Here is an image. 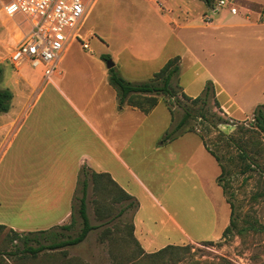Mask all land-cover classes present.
I'll return each mask as SVG.
<instances>
[{"label":"rangeland","instance_id":"rangeland-1","mask_svg":"<svg viewBox=\"0 0 264 264\" xmlns=\"http://www.w3.org/2000/svg\"><path fill=\"white\" fill-rule=\"evenodd\" d=\"M86 2L91 7L94 5L86 27L91 29L90 27L93 26L95 36L90 39L89 44L86 40L89 47L86 51L80 48V39L72 41L70 43L73 45L71 53L79 55L82 50L84 53L90 51L95 54V59L99 58L100 61L102 60L98 53L101 49L99 45L101 41L97 35L111 32L110 20L112 16L122 10L133 9L136 17H133L130 23L136 25L138 17L141 15L139 12L153 5L147 0H86ZM167 2V4L171 3L169 0ZM233 3L236 4L238 1L233 0ZM179 7L173 6L175 17L180 23H186V21L195 23L201 15L200 13H206V16L216 15L215 20L222 15H230L228 7H219L217 0H212L210 6L201 0H180ZM216 8L218 13L211 15L210 9ZM248 8L253 11L260 9L253 4H248ZM185 12L188 13L187 17ZM26 31H28V25L23 22L22 17L16 16L11 19L0 8V64H7L9 72L17 82L21 79L27 80L28 87L25 99H23V111H30L29 119L34 117L40 107L46 109L48 103L52 112L65 111L66 102L64 103L60 99L59 90L54 85H40V78L29 65L18 69L13 67L8 60L10 49ZM238 31L239 29H229L225 33L234 34ZM101 38L105 39L102 35ZM228 57L225 61L224 81L230 85L233 91L247 100L246 104L252 99L258 98L259 93L264 89H257L253 80L255 77L258 83L264 82V59L259 60L250 55L247 46L242 56L229 55ZM84 64L83 71L88 72L94 69L92 61L86 60ZM186 66L187 63L183 61L181 64L183 76H188ZM104 67H106L105 62ZM260 67L263 71L260 70ZM57 68L59 72L64 70L60 63ZM114 71L116 72L115 69ZM64 72L66 74V69ZM71 72L74 73L73 69ZM116 74L120 76L119 73L116 72ZM138 75L139 78L144 77V75ZM7 77L8 74H5V79L0 84L1 87L5 85L8 90L16 93L17 85L13 84V79L10 80ZM175 80L172 81L174 90L181 91V89L175 88ZM73 81L67 83L69 88L80 91L81 95L78 98L70 97L80 110L87 113L78 103H86L89 83L77 82L73 84ZM128 82L138 84L146 81ZM56 83L60 89L67 91V87L63 85L64 82L56 80ZM37 90L41 91L42 98L39 101L38 99L34 101ZM176 96L179 103H176L172 98L158 96L163 98L168 115L164 110L162 111L163 105L159 104L157 111L147 117L148 119L145 121L131 116H127L125 120L132 125L143 122L136 128L139 130L137 136L141 132L145 138L152 135V138L155 139L158 130L160 131L154 147H162L161 152H164L162 158L166 164L153 167L150 162L155 155H151L148 151L139 155L140 163L142 168L147 167L146 171L153 174L152 180L155 182L152 185L153 188H163V185L166 187L163 188L167 191L166 195L162 199L159 198L161 204L166 207L186 234L195 241L182 245L186 241L180 231L175 230L172 224L166 226L160 220L155 207L151 205L144 193L138 191L133 175L125 172V183L137 193L140 199L136 198L137 201H141L139 202V206H141L139 218L148 220V225L155 232L161 233L160 227H163V233L168 230L170 233L169 243L176 246H187L186 249L179 250L173 255H165L161 259L148 258L146 254L149 253L142 251L131 239L132 210L126 208L120 212L128 204V201H113L112 198L118 195L116 191L109 193L110 187L93 190L89 184L87 197L89 223L97 225L98 228L90 231L82 243L60 250L43 251L36 256L9 255L16 250V247H19L20 242L18 240L11 241L7 236V229H5L0 232V264H264V133L255 127L252 114L253 110L262 103L247 109L243 116H237L223 111L219 105L216 107L210 98L203 106L205 118H191L188 121L187 128L194 130L191 133L202 138L206 146L220 158L225 170L219 183L223 189L222 192L221 187L215 181L220 174L219 167L205 148L204 150L203 147H198V145L201 146L198 137L189 134L177 141L186 133L184 131L176 133L174 126L182 118L184 109L191 107L179 94ZM141 100L140 97L135 98V101ZM33 102L35 105L31 106ZM116 102L117 109L131 107L126 103L119 104L117 97ZM30 106L31 108H29ZM167 106L171 109L172 118ZM138 110L142 115H147L150 112L144 113L140 109ZM67 112L70 120L81 121V116H78L74 111L70 112L67 109ZM193 114H196L195 109L192 111ZM218 118L221 122L216 124ZM134 132L135 130H129L131 136ZM220 133L227 137L230 136L232 139L226 141ZM11 152L8 135L1 136L0 221L29 227L27 226L29 218L26 216L24 208L26 200L24 191L28 186L25 179L27 178L16 176L10 171ZM101 152L103 154L104 150ZM242 153L246 154V161L241 160L240 154ZM98 162L104 165L102 157L98 159ZM245 164H249L250 169L242 173ZM82 167L86 168V165H82ZM132 168L134 171H138L133 166ZM138 175L140 177L139 173ZM148 186L157 195L154 189L150 185ZM226 200L233 207L235 226L228 235L222 237L221 234L229 222L230 209ZM95 206H98L103 219L96 218ZM102 206L104 210H102ZM75 219L76 223L70 230L55 228V231L61 233V237L58 239H66L78 234L81 224L76 214ZM163 239L161 237L158 242L162 243L165 241ZM211 240L215 241L209 243ZM40 241L46 243L43 240Z\"/></svg>","mask_w":264,"mask_h":264},{"label":"crops","instance_id":"crops-1","mask_svg":"<svg viewBox=\"0 0 264 264\" xmlns=\"http://www.w3.org/2000/svg\"><path fill=\"white\" fill-rule=\"evenodd\" d=\"M147 1L153 5L139 12L141 15L136 25L130 23V20L136 17L133 9H125L112 16L111 32L97 35L101 41L98 55H108L120 77L131 82L147 81L168 60L178 57L177 82L186 96L191 98L200 96L206 83H209L218 105L230 115L243 116L250 107L258 103L264 105V91L259 93L258 98L246 104L247 100L233 91L224 81L223 75L226 58H229V55L242 56L246 46L250 55L259 60L264 59V20H260L255 11L248 8V4H253L258 6L259 10H264V0H237L234 14L229 12L230 15H222L216 20L215 14L218 13V9H210L211 15L215 16L200 13L195 23H187V21L180 23L175 17L173 6L180 8V0H169L170 4H167V0H159L160 6L152 0ZM93 6L88 5L79 32L80 39L84 42L88 41V44L95 36L94 27L91 26V29L86 27ZM185 16H188L187 12ZM229 29H239V31L226 34L225 31ZM101 35L105 39H102ZM247 40L248 42H245ZM72 46L69 44L60 56L59 63L64 70L62 69L63 71H60L51 82L45 83L54 85L59 90L60 99L66 102L65 111L52 112L48 103L46 109L40 107L34 117L29 119L30 111H23V99L28 87L27 80L21 79L20 83L17 82L9 72L7 64H0L2 70L0 84L3 83L5 74H8L7 78L13 79V84L17 85L16 93L9 90L12 98L8 111L0 113V137L6 135L9 137V148L12 150L10 171L16 176L27 178L25 179L28 186L24 191L26 199L24 208L29 218L27 224L29 227L16 226L3 221H0V225L17 233L46 231L68 225L72 217L78 171L82 165H86L89 172L108 175L120 190L137 201V199L140 200L139 196L124 181L125 172L132 174L138 191L144 193L151 205L155 207L160 220L166 226L172 224L175 230L180 231L186 241L182 245L195 241L186 234L171 213L161 204L159 198L162 199L166 195L167 191L163 189L166 187L163 185V188H153L152 185L155 183L152 180L153 174L146 171L147 167L142 168L140 163L139 155L148 151L151 155H155L150 162L153 167L166 164L162 158L164 154L161 152L162 147H154L160 131L158 130L155 139L152 135L145 138L141 132L137 136L139 130L136 128L143 122L132 125L125 120L127 116H131L145 121L157 111L159 104L163 105L162 111L164 110L168 115L163 98L158 97L157 105L147 115H142L135 107L117 109L116 92L108 82V71L104 67V62L99 58L95 59V54L90 51L84 53L82 50L79 55L71 53ZM80 48L82 49L81 46ZM86 60L93 62L94 69L88 72L82 69ZM183 61L187 63L188 76H183L181 67ZM72 69L74 73L71 72ZM260 70L263 71L261 67ZM36 74L41 80L40 75L37 72ZM138 74L144 77L139 78ZM56 80L64 82L63 85L67 87V91L60 89ZM72 80H74L73 84L89 83L86 103H78L87 113L80 110L70 97L78 98L81 95L80 91L69 88L67 83ZM253 81L257 89H264V82L258 83L255 77ZM0 89L7 88L5 85L3 87L0 85ZM41 98V91L37 90L34 101L37 99L39 101ZM33 105L35 102L31 106ZM67 109L81 116V121L70 120ZM130 129L135 130L132 136L129 133ZM185 133L177 141L193 134ZM198 139L201 145L198 147H203L199 137ZM199 148H197L198 151ZM101 150H104L103 154ZM97 155L100 156L96 157ZM101 157L104 165L98 162ZM213 160L215 161L214 158ZM132 166L138 171H134ZM89 184L91 182L88 183V187ZM147 184L157 195L149 189ZM139 202L138 208L132 212L131 222L132 236L140 249L145 253H153L171 245L168 230L163 233V227H160L161 233L155 232L148 225V220L139 218L141 209ZM86 215L89 222L87 199ZM161 237L165 240L162 243L158 242Z\"/></svg>","mask_w":264,"mask_h":264},{"label":"trees","instance_id":"trees-1","mask_svg":"<svg viewBox=\"0 0 264 264\" xmlns=\"http://www.w3.org/2000/svg\"><path fill=\"white\" fill-rule=\"evenodd\" d=\"M203 1L207 6H210L212 0H201ZM100 59L103 62H106L109 60L108 55H101ZM179 58L174 57L170 60H168L157 72H155L150 79H148L146 82L143 83H130L120 76L116 74L114 71V68H111L108 71V82L110 86L115 90L116 97L119 104L126 103L127 105L131 107H137L144 113H148L150 110H152L158 103V96H165L168 98H172L176 101V103H179L178 99L176 98L177 94L180 95V97L186 101L191 108H185L183 111V116L180 119L178 123L174 126V131L176 133H179L181 131L184 132H194L193 128H187L188 121L191 118H197L200 117L202 119L205 118V113L203 112V106L207 104V101L212 98L214 105L218 107V103L214 97V91L209 83H206L205 88L200 96H197L195 98H191L186 96L182 91L174 90L172 81L176 79L175 88L180 89L177 77H178V71H179ZM2 76V70L0 68V80ZM140 97L142 98L141 101H135V98ZM12 98V94L7 89H0V113H6L9 109L10 101ZM195 107V108H193ZM171 118H172V112L169 106H167ZM195 109V113L192 115V111ZM253 119L255 122V127L264 133V105H258L252 112ZM221 120L218 118L216 120V124L220 123ZM221 136L224 137V140L230 141L232 138L229 136H224L222 133H220ZM201 142L203 147L206 149V151L215 159L219 169L220 174L217 177L216 181L218 185L221 187L220 180L222 179V175L225 174L224 167L221 164L220 158L213 153L206 144L202 141ZM240 158L243 161H246V154L242 153L240 154ZM250 169L249 164H245V169L242 171H247ZM89 181L92 184L93 190L98 189H105V187L109 188V193L112 191H116L118 195L116 197H113V201H128V204L125 206V208L121 209V211L125 210L126 208H130L132 212H134L138 208V202L131 196L124 193L122 190H120L116 184L108 177L106 174H98L94 172H89L87 168L82 167V169L79 172L78 178H77V185L76 189L74 191L73 195V204H72V217L71 221L68 225H63L59 227H55L59 230H70L73 225L76 223L75 214L80 220V230L78 234L74 237H68L66 239H58L61 237V233L59 231H55V228H52L50 230L46 231H37V232H25V233H17L14 232L11 229H7V236L10 237L11 241L18 240L20 242L19 247H16V250L12 252L9 255H30V256H36L39 253H42L43 251H53L62 249L65 247L75 246L80 244L88 235V233L91 230H94L98 228L97 226H92L89 224L87 215H86V199H87V187ZM222 189V187H221ZM223 192V189H222ZM226 203L229 205L230 213H229V223L224 228L221 236L224 237L228 235L231 231V229L235 226V219L233 216V207L230 204L228 200H226ZM98 206H95V215L96 218L103 219ZM102 210L103 206H102ZM6 228L5 226L0 225V232L4 231ZM130 236L132 241L138 245L136 240L132 236V222L130 223ZM40 240L45 241L46 243H42ZM211 243V242H209ZM139 246V245H138ZM140 248V247H139ZM187 246H175V245H168L156 252L146 254L148 258L154 259L158 258L161 259L165 255H173L179 250L186 249Z\"/></svg>","mask_w":264,"mask_h":264},{"label":"built area","instance_id":"built-area-1","mask_svg":"<svg viewBox=\"0 0 264 264\" xmlns=\"http://www.w3.org/2000/svg\"><path fill=\"white\" fill-rule=\"evenodd\" d=\"M161 5L159 0H152ZM219 7H228L234 14L233 0H217ZM0 8L13 19L20 16L28 31L10 49V64L20 69L29 65L41 77L42 84L51 82L58 71L59 59L67 46L80 39L79 32L88 4L86 0H0ZM264 20V10L255 11ZM80 46L88 50L80 39Z\"/></svg>","mask_w":264,"mask_h":264},{"label":"water","instance_id":"water-1","mask_svg":"<svg viewBox=\"0 0 264 264\" xmlns=\"http://www.w3.org/2000/svg\"><path fill=\"white\" fill-rule=\"evenodd\" d=\"M105 66H106L107 70H109V69L113 68L114 64H113V62L109 59V60H107V61L105 62Z\"/></svg>","mask_w":264,"mask_h":264}]
</instances>
